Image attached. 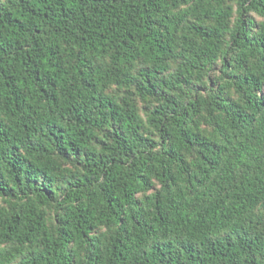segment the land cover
Returning <instances> with one entry per match:
<instances>
[{
	"label": "trees",
	"instance_id": "trees-1",
	"mask_svg": "<svg viewBox=\"0 0 264 264\" xmlns=\"http://www.w3.org/2000/svg\"><path fill=\"white\" fill-rule=\"evenodd\" d=\"M0 264H264V0H0Z\"/></svg>",
	"mask_w": 264,
	"mask_h": 264
}]
</instances>
